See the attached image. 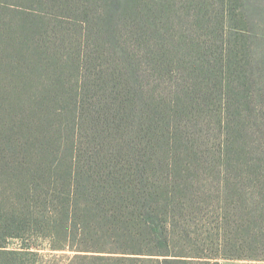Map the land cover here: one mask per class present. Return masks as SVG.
I'll list each match as a JSON object with an SVG mask.
<instances>
[{"label": "trees", "instance_id": "1", "mask_svg": "<svg viewBox=\"0 0 264 264\" xmlns=\"http://www.w3.org/2000/svg\"><path fill=\"white\" fill-rule=\"evenodd\" d=\"M42 240L264 261V0H0V264Z\"/></svg>", "mask_w": 264, "mask_h": 264}, {"label": "rangeland", "instance_id": "2", "mask_svg": "<svg viewBox=\"0 0 264 264\" xmlns=\"http://www.w3.org/2000/svg\"><path fill=\"white\" fill-rule=\"evenodd\" d=\"M40 245L42 250L39 251L41 253V258L38 260L36 264H68L69 260L72 258L75 252L70 251H50L48 241L42 240L40 241ZM83 254V253H80ZM219 264H264V261H234V260H221Z\"/></svg>", "mask_w": 264, "mask_h": 264}]
</instances>
